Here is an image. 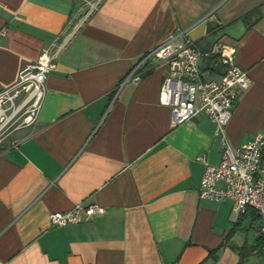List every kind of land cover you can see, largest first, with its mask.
Here are the masks:
<instances>
[{"label": "crops", "instance_id": "1", "mask_svg": "<svg viewBox=\"0 0 264 264\" xmlns=\"http://www.w3.org/2000/svg\"><path fill=\"white\" fill-rule=\"evenodd\" d=\"M95 1L0 0V90L62 45L36 123L0 149V264H264L254 210L199 196L205 163L221 159L214 124L170 126L164 64L149 59L126 80L178 30L205 53L234 47L251 84L226 140L264 135V0H101L91 12ZM76 203L104 212L51 227Z\"/></svg>", "mask_w": 264, "mask_h": 264}, {"label": "built area", "instance_id": "2", "mask_svg": "<svg viewBox=\"0 0 264 264\" xmlns=\"http://www.w3.org/2000/svg\"><path fill=\"white\" fill-rule=\"evenodd\" d=\"M100 1L88 3L91 12ZM61 48L59 45L44 51L37 61L21 70L12 86L0 90V149L11 142L16 132L36 123L45 98L44 83L55 69ZM235 57L234 47L219 42L205 53L187 37L186 30H178L145 54L126 80L139 82L140 66L149 59L164 64L167 74L158 101L170 108V126L174 128L200 116L214 124L215 136L223 144L221 159L217 166L205 163L199 196L212 201H230L237 215L254 210L260 222L264 253V135L257 134L237 147L229 145L225 136L237 98L251 84L248 73L236 64ZM206 58L217 61L218 76H213L217 71L215 65L204 67ZM103 212L97 204L76 203L68 211L51 213L49 223L51 227L84 224Z\"/></svg>", "mask_w": 264, "mask_h": 264}, {"label": "trees", "instance_id": "3", "mask_svg": "<svg viewBox=\"0 0 264 264\" xmlns=\"http://www.w3.org/2000/svg\"><path fill=\"white\" fill-rule=\"evenodd\" d=\"M248 210L250 211V210H252V209H248ZM252 211H253V210H252ZM253 214H256V212L254 211ZM257 218H258V216H257ZM260 246H261V244H260Z\"/></svg>", "mask_w": 264, "mask_h": 264}]
</instances>
